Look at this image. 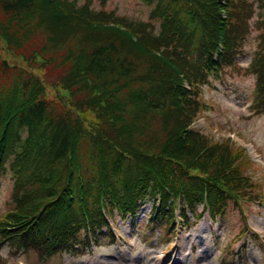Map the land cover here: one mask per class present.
Returning <instances> with one entry per match:
<instances>
[{"label": "trees", "instance_id": "trees-1", "mask_svg": "<svg viewBox=\"0 0 264 264\" xmlns=\"http://www.w3.org/2000/svg\"><path fill=\"white\" fill-rule=\"evenodd\" d=\"M141 1L147 21L98 10L91 0H0V45L22 63L0 62V172L13 176L0 245L42 261L84 255L116 243L102 206L136 219L153 202L135 230L157 247L173 235L178 196L185 212L195 210L207 189L214 215H223L231 200L239 205L234 192L254 186L230 138L182 133L205 106L210 72L242 69L250 17L259 34L247 67L256 78L249 108L264 113V0H231L223 23L222 0ZM220 32L224 52L215 59ZM36 37L40 45L28 54ZM48 73H57L54 83ZM225 251L223 264H235L230 245Z\"/></svg>", "mask_w": 264, "mask_h": 264}, {"label": "rangeland", "instance_id": "rangeland-1", "mask_svg": "<svg viewBox=\"0 0 264 264\" xmlns=\"http://www.w3.org/2000/svg\"><path fill=\"white\" fill-rule=\"evenodd\" d=\"M71 1L83 5L86 0ZM91 1L92 6L97 7L98 10L115 12L130 20L147 21L149 19L150 7L141 0H108L106 3H102L101 0ZM225 1L228 3L227 19H229L231 0ZM248 21L252 22L250 25L251 36L247 42H244L243 52L238 56L242 69L229 67L223 71L219 70L218 76L211 78L203 88L201 102L205 106L200 114L207 116V124L201 128V131H205L213 141L227 136L231 137V132L237 131L246 140L255 142L258 150L264 155V113H254V110L249 108L256 86V78L247 70L250 60L254 56L251 53L255 51L258 44L256 37L259 30L255 26V19L251 20L250 17ZM39 45L40 39L36 37L32 42V48H28L26 52L32 53ZM15 57L0 45V62H5L7 58L18 61ZM18 62V66L21 67L22 63ZM23 63L28 62L23 60ZM11 65L14 64L11 63ZM28 68H34L36 72H40L42 69L43 74L46 72V66L44 68L28 66ZM48 75L49 82L54 83L57 73H48ZM51 95L56 99L53 89H51ZM61 106L59 100L58 107ZM233 141L240 145L236 140ZM232 144L236 148V145ZM244 153L241 149L237 151L240 169L244 175L250 178L249 180L254 186H248L246 190H251L240 195L242 199L239 201V205L231 200L225 214L218 215L212 221L208 214L203 215L200 219L195 218L196 213L203 209L200 204L195 210H189L187 223L190 224V227L184 225L185 219L175 220L173 227L171 226L172 237L170 240L158 243L157 247L148 246L142 242L136 234L137 229L135 233L134 231L132 233L131 225H135L137 221L139 223L146 221V216H151L153 202H149L139 212L136 222L132 218L121 219L120 215H113V228L120 235L118 246H109L112 244L110 242L99 247H92L84 255L63 253L42 261L39 260L38 254L35 252L27 253L26 250L14 249L10 244L4 243L0 245V264H178V253L183 247L188 256L187 264H223L226 246L230 245V248H233V252H235L238 244L245 246V240L247 243L244 263L238 262V258H240L238 255L244 250L243 248L236 251L239 253H235L237 256L233 257L236 260L234 263L264 264V158L262 162L253 161L248 154ZM12 183L13 176L10 169L7 174L0 172V219L6 214ZM241 207L244 208V217ZM245 220L249 224V229L239 237L242 229L246 228V224L243 223ZM179 226L183 227L181 233ZM252 232H255L259 240L253 237ZM244 235L245 239L242 238ZM193 244H195V249L191 251ZM57 259L62 262L56 261ZM226 261L230 262V259Z\"/></svg>", "mask_w": 264, "mask_h": 264}, {"label": "bare ground", "instance_id": "bare-ground-1", "mask_svg": "<svg viewBox=\"0 0 264 264\" xmlns=\"http://www.w3.org/2000/svg\"><path fill=\"white\" fill-rule=\"evenodd\" d=\"M190 236V235H189ZM188 236V237H189ZM190 238V237H189ZM188 238V239H189ZM195 245V244H194ZM194 248H195V246H194ZM178 255H182L183 257H185V255H184V248H181L180 250H179V253H178ZM202 256V255H201ZM178 264H184L182 261H180V262H177Z\"/></svg>", "mask_w": 264, "mask_h": 264}]
</instances>
